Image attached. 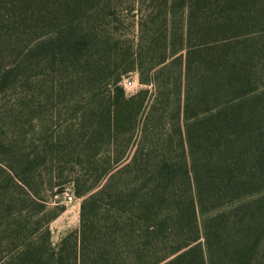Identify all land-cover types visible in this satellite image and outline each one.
Segmentation results:
<instances>
[{"label": "trees", "instance_id": "1", "mask_svg": "<svg viewBox=\"0 0 264 264\" xmlns=\"http://www.w3.org/2000/svg\"><path fill=\"white\" fill-rule=\"evenodd\" d=\"M0 264H264V0H0Z\"/></svg>", "mask_w": 264, "mask_h": 264}, {"label": "rangeland", "instance_id": "2", "mask_svg": "<svg viewBox=\"0 0 264 264\" xmlns=\"http://www.w3.org/2000/svg\"><path fill=\"white\" fill-rule=\"evenodd\" d=\"M129 80L133 83L131 88H125L123 86V81ZM122 81V86L126 93L132 94L137 89L139 85L137 83L136 74H129L124 77ZM55 201L59 202L61 205L65 206L66 210L55 220H53L49 225L51 242L57 244L58 241L68 232L75 230L78 227L79 222V206L81 198L75 197L69 187H65L56 191L53 198Z\"/></svg>", "mask_w": 264, "mask_h": 264}, {"label": "built area", "instance_id": "3", "mask_svg": "<svg viewBox=\"0 0 264 264\" xmlns=\"http://www.w3.org/2000/svg\"><path fill=\"white\" fill-rule=\"evenodd\" d=\"M123 86L125 88H131L133 86V83L131 81H129V80H124L123 81Z\"/></svg>", "mask_w": 264, "mask_h": 264}]
</instances>
